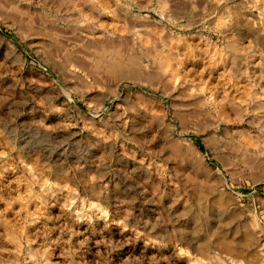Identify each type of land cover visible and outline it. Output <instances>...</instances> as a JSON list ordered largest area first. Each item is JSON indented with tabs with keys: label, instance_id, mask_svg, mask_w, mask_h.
I'll use <instances>...</instances> for the list:
<instances>
[{
	"label": "rangeland",
	"instance_id": "374dc122",
	"mask_svg": "<svg viewBox=\"0 0 264 264\" xmlns=\"http://www.w3.org/2000/svg\"><path fill=\"white\" fill-rule=\"evenodd\" d=\"M58 1L0 0V264H264V0ZM105 31L148 71L68 76Z\"/></svg>",
	"mask_w": 264,
	"mask_h": 264
},
{
	"label": "bare ground",
	"instance_id": "6f19581e",
	"mask_svg": "<svg viewBox=\"0 0 264 264\" xmlns=\"http://www.w3.org/2000/svg\"><path fill=\"white\" fill-rule=\"evenodd\" d=\"M165 1L158 0V2H161V7L160 8L165 7V4H166ZM173 1L175 2L177 0H173ZM95 2H97V1H95ZM98 2H100V1H98ZM55 3L57 4V7H58L57 10H56V12H57L56 13L57 14L56 16L59 17L60 19L64 20V21H68L70 19L71 20L72 19H74V20L77 19L80 22L86 21L87 18H88V16L89 17L92 16V11L85 9V7H87V6L91 7L94 10L95 9L96 10L97 9H100L102 11L103 10H107L105 5H103V4H99L98 5V3H94L93 0H81V1H77V0H60V1L55 2ZM178 6H179V4H178ZM110 10H113V9H110ZM61 11H64V12H61ZM162 11H166L167 12V10H162ZM87 12H89V13H87ZM111 12L112 11H110V13ZM45 13H46V15H45V18L46 19H49V17L50 18H53L54 17V15H51L49 12H46L45 11ZM105 13H106V11H105ZM131 13H132V15H134L137 18H139V15H140L141 18L144 17L146 20H149L147 17L142 16V14L133 13V12H131ZM124 17H127V15L124 16ZM33 19H35L34 16H33ZM173 20H174V18H173ZM127 21H128V19H127ZM129 22H127V23H129ZM150 22H151V20H150ZM145 24L147 25V23H145ZM149 25H152V23L151 24L149 23ZM124 29H126V30H133L134 29V26L133 25L131 26V24H130V27L128 29L126 28V26H124ZM106 32L107 31H105V33H104V36L106 37V39H103V40L98 39V37H92L91 35L86 36L88 39H90V45L91 46L89 44L88 45H89V47H92L93 48V50L91 49L92 50V53H88L89 51L88 52L82 51L83 54L82 53L80 54V49H79L80 47L78 49H75L74 50L75 53H73L74 56H71L69 62L66 61L64 63V66H65L64 67V70H66V73H67L68 76L81 79L83 82L84 81H89V79H92V81H94L96 83H100V82L103 81V77L104 76L107 77V75L103 72L104 70L101 71L102 68L99 66L101 64L100 61L104 62V65H105V68L107 69V72L108 73H111V74H116L117 72H119L118 70L123 69V68L126 69L128 71V73L131 74V75L144 72V71H146L148 69L147 64L145 65V63H144V58L149 57L148 54L145 51H143L142 48H140L141 50L139 52L135 51V47L137 46V43H138V39H136V37L133 38L132 40L126 38L124 40V42L117 43V42H115L113 40L112 35H110L109 33H106ZM133 34H135V32H133ZM166 37L168 38L170 36H166ZM172 39H177L178 40L179 38H178V36H175V37L172 36ZM9 43L12 46L11 47L12 50L15 51L16 50V47H15L14 43H12L11 41ZM74 48H75V46H74ZM81 50H82V48H81ZM161 61L164 62L163 59H161ZM70 63L73 66L72 68L69 67L70 66L69 65ZM157 66H161L160 63ZM163 66H165V65H162V68H163ZM98 67L101 68V69H99ZM80 70L82 72H84L83 75L80 73ZM63 71H61L62 74L65 73V71L64 72ZM153 72H154V70H153ZM177 78H178L177 77V74L173 73L171 75V80L174 83L176 82ZM105 81H106V79H105ZM66 96H68V95H66ZM69 99H71V96L70 95H69ZM196 151H194V152H196ZM183 154L181 155V160L182 161H186V157ZM199 177H200V179H199ZM201 178H202L201 176H199L198 174H196V180L202 186V185H204L205 182Z\"/></svg>",
	"mask_w": 264,
	"mask_h": 264
}]
</instances>
